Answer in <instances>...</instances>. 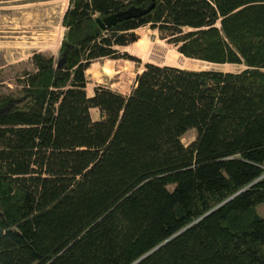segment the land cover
<instances>
[{"label":"trees","instance_id":"obj_1","mask_svg":"<svg viewBox=\"0 0 264 264\" xmlns=\"http://www.w3.org/2000/svg\"><path fill=\"white\" fill-rule=\"evenodd\" d=\"M61 24L0 91V264H264V0H68ZM142 25L244 67L146 62L127 94L88 95Z\"/></svg>","mask_w":264,"mask_h":264},{"label":"rangeland","instance_id":"obj_2","mask_svg":"<svg viewBox=\"0 0 264 264\" xmlns=\"http://www.w3.org/2000/svg\"><path fill=\"white\" fill-rule=\"evenodd\" d=\"M67 4L68 0H0V91L15 86V77L22 68L32 67L30 57L33 52L53 54L57 52L64 31L61 24L62 14ZM135 32L142 43L133 45L131 42L116 46L119 53H125L133 59L104 56L90 63L86 70L88 95L93 93L97 85L127 94L134 85L136 74L142 70L146 62L175 65L166 54H154L148 58L137 56L131 48L143 47L147 43L162 41V45L171 50H175V47L160 38L158 30L149 25L139 26ZM180 67L239 70L244 66L233 63L215 64L187 58ZM90 113L93 118H97L98 110L91 108ZM194 136L195 130L190 129L185 132L182 141L187 144ZM256 210L264 215V201L256 204Z\"/></svg>","mask_w":264,"mask_h":264},{"label":"water","instance_id":"obj_3","mask_svg":"<svg viewBox=\"0 0 264 264\" xmlns=\"http://www.w3.org/2000/svg\"><path fill=\"white\" fill-rule=\"evenodd\" d=\"M152 6V5H151ZM151 6H149V7H147L146 9H144V10H140V9H137V8H133V7H131V8H129V9H127V10H125V11H120V12H116V13H113V14H110V15H108V16H106L104 19H103V21H100L99 19H98V21L100 22V25H101V27L102 28H105V27H108V26H110L111 24H114L118 19H121L122 17H124V16H126V15H134V14H140L141 12H145V11H147V10H149L150 8H151ZM243 189H241V190H239L237 193H239L240 191H242ZM236 193V194H237ZM231 198V197H230ZM228 200V199H227ZM226 201V200H225ZM178 232H180V231H178ZM177 232V233H178ZM177 233H175V235L177 234ZM175 235H173V236H175ZM172 236V237H173ZM168 240V239H167ZM162 244V243H161ZM161 244H159L158 246H160ZM157 246V247H158ZM136 262V261H135Z\"/></svg>","mask_w":264,"mask_h":264},{"label":"bare ground","instance_id":"obj_4","mask_svg":"<svg viewBox=\"0 0 264 264\" xmlns=\"http://www.w3.org/2000/svg\"><path fill=\"white\" fill-rule=\"evenodd\" d=\"M147 46H151V45L148 44ZM152 52L155 55L166 54L169 57L170 61L177 66H180L184 60V57L180 53L165 47V45L163 46L162 42L158 43L157 46L153 47ZM145 57L148 58L149 56H145Z\"/></svg>","mask_w":264,"mask_h":264},{"label":"crops","instance_id":"obj_5","mask_svg":"<svg viewBox=\"0 0 264 264\" xmlns=\"http://www.w3.org/2000/svg\"><path fill=\"white\" fill-rule=\"evenodd\" d=\"M66 9V8H65ZM64 9V11H65ZM64 13V12H63ZM63 15V14H62ZM162 41H157V42H152V43H147L145 44L143 47H138V48H132L131 50H133L134 53H136L137 55H140L144 58H147L145 56H150V55H154L152 52L153 47L157 46L158 43H160ZM148 44H150L151 46H147ZM185 59V58H184ZM96 109V108H94ZM97 110V109H96ZM99 116V113H98ZM97 116V117H98Z\"/></svg>","mask_w":264,"mask_h":264}]
</instances>
